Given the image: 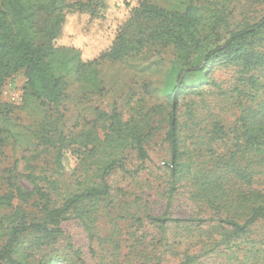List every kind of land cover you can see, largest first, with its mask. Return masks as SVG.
Listing matches in <instances>:
<instances>
[{
    "label": "rangeland",
    "instance_id": "obj_1",
    "mask_svg": "<svg viewBox=\"0 0 264 264\" xmlns=\"http://www.w3.org/2000/svg\"><path fill=\"white\" fill-rule=\"evenodd\" d=\"M107 1L110 7L101 19L68 13L60 44L77 48L83 60L109 45L124 12L115 11L113 4L118 0ZM149 1L172 9L196 4L202 18L201 33L208 35L200 53L264 11V0ZM258 45L264 50V37ZM72 54L66 56L72 58ZM201 62L202 58L196 65ZM69 65L72 68L64 77L66 85L57 105L31 95L22 71L6 80L0 96V196L17 185L30 190L32 185L25 177L29 173L45 175L56 181L57 189L37 182L46 186L49 206H58L85 185L99 182L95 170L102 156L117 155L123 165L107 176V198L84 200L70 210L61 222L63 235L54 243L37 247L31 233L22 235L15 258L27 264H41L56 255L76 261L73 247L79 249L85 264H181L187 258H193L191 264H264L263 221L253 223L246 238L226 239L230 227L218 220L228 217L241 222L249 207L236 200L240 189L248 191V187L234 174H222L219 180L239 139L238 108L232 91L238 85V67L215 65L207 77L189 70L190 66L181 71L187 88L177 110L180 147L186 153L180 161L189 162L190 167L174 179L167 167L170 151L164 136L169 127L168 94L181 67L176 49L149 43L119 61H99L95 66L97 84L84 74L90 70L74 72V62ZM255 74L264 86V68ZM187 104L193 109L191 115L186 112ZM113 111L123 122L149 131L143 141L147 159L142 161L134 148L124 146L111 134L108 117ZM215 123L223 130L219 136L213 131ZM60 138L74 151L66 152L61 175L54 170ZM258 165L254 167L260 173L250 188L264 191V166ZM37 199L33 195L29 200L0 202V248L8 229L5 219L16 208L23 209L29 219H42L43 211L32 203ZM158 217L166 220L154 219Z\"/></svg>",
    "mask_w": 264,
    "mask_h": 264
},
{
    "label": "trees",
    "instance_id": "obj_2",
    "mask_svg": "<svg viewBox=\"0 0 264 264\" xmlns=\"http://www.w3.org/2000/svg\"><path fill=\"white\" fill-rule=\"evenodd\" d=\"M118 1L113 6L116 5L115 11H123L124 16L116 26L110 44L101 48L93 58L83 60L77 48L61 45L59 42L66 16L68 13H77L88 15V20L101 19L107 16V9L110 7L107 0H0V96L6 80L22 71L26 77V89L31 95L48 104L57 105L66 85L64 77L72 68L70 61L74 62V72L90 70L84 74L89 81L97 84L95 66L99 61H119L149 43L171 45L176 49V58L181 67L168 94L169 127L164 140L169 144L170 151L167 167L175 179L190 167L189 162L180 161L186 153L180 147L177 110L180 95L187 88L181 71L190 66L189 70L198 71L203 77H207L215 65L237 66L240 75L237 78L238 85H234L232 91L235 93L238 108L236 130L239 139L229 152L230 161H225V169L218 177L221 180L224 176L222 174L232 173L237 181L245 184L248 191L240 189L236 200L249 207L241 222L228 217L218 220L230 227L229 233L225 235L226 239L246 238L253 223L264 222V191L250 188L254 177L260 173V169H255L254 164L258 163L260 168L264 166V86L255 74L258 69L264 68V50L258 45L259 40L264 37V11L253 22H246L231 30L222 42L215 43L213 47L200 53L208 35L201 33L202 18L196 4L189 3L182 9H172L149 0ZM209 28L212 31L214 25ZM67 52H73L72 58L66 56ZM200 58L202 62L196 65ZM186 112L189 115L193 112L189 104L186 105ZM108 118L111 134L124 146L134 148L142 161L147 159L143 141L148 137L149 131L145 132L138 125L129 124L130 122H123L115 111ZM213 131L216 136L223 132L217 123L213 125ZM59 140L54 170L61 175L65 170L66 152L72 154L74 151L68 149L63 138ZM237 155L242 157H236ZM122 165L117 155L102 156L95 170L99 182L85 185L80 191L65 197L58 206H49L44 188L46 186L37 182L46 183L47 189H57L56 181L45 175L27 174L25 177L30 180L31 189L24 190L17 185L10 193L1 195L0 202L10 204L13 198L29 200L36 195L38 199L32 203L41 208L43 217L29 219L21 208H16L6 217L8 229L6 240L0 248V262L27 264L14 256L22 235L31 233L37 247L54 243L57 237L63 235L61 222L68 217L70 210L76 209L84 200L105 199L110 195L107 176L113 169L122 168ZM215 185L220 188L219 183ZM154 219L166 220L162 217ZM180 220L182 219L173 218V221ZM0 223H3L1 218ZM71 251L76 261L56 255L41 264H85L79 257V249L72 247ZM192 260L193 258H187L181 264H191Z\"/></svg>",
    "mask_w": 264,
    "mask_h": 264
}]
</instances>
